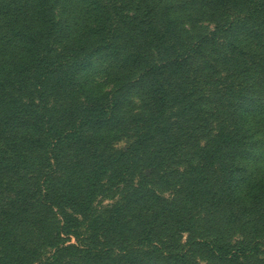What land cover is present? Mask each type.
<instances>
[{
	"label": "rangeland",
	"instance_id": "rangeland-1",
	"mask_svg": "<svg viewBox=\"0 0 264 264\" xmlns=\"http://www.w3.org/2000/svg\"><path fill=\"white\" fill-rule=\"evenodd\" d=\"M31 2L0 0V94L17 95L29 86L30 67L15 35L22 32L11 30L7 19L23 11L25 28ZM47 8L55 55L85 56L71 88L57 79L46 82L59 113L53 118L65 128L71 101L79 109L110 105L111 124L82 134L91 150L122 159L126 171L100 177L104 192L88 211L33 205L15 242L9 239L15 251L0 248V264H82L93 253L107 264H264V184L253 179V165L264 162V138H256L264 125L248 126L264 116V0H49ZM175 57L187 65L156 78L169 94L166 115L150 127L133 124V118L153 115L139 66ZM221 134L234 142L243 137L246 146L231 148L224 168L218 163L195 175L200 150ZM61 141L52 161H37L35 152L20 155L14 168L0 167V212L13 190L26 189L36 199L39 171L50 173L64 198H82L81 181L67 185L74 180L69 167L79 160ZM246 157L252 158L248 172ZM223 170L232 173L230 197L219 207L213 195ZM245 186L257 189L248 204L237 195ZM6 227L0 218V230ZM52 238L67 249L48 247Z\"/></svg>",
	"mask_w": 264,
	"mask_h": 264
},
{
	"label": "trees",
	"instance_id": "trees-1",
	"mask_svg": "<svg viewBox=\"0 0 264 264\" xmlns=\"http://www.w3.org/2000/svg\"><path fill=\"white\" fill-rule=\"evenodd\" d=\"M29 6L31 7L30 11H26L29 24L25 28H23L21 22L22 15L25 12L21 11V13L17 14L19 15L18 17L15 16L14 18L7 19V24L11 30L20 29V32H22L15 35L21 43L22 56L24 62L29 64L31 74L29 86H27L26 90L24 86H21L20 92L17 95L0 94V167L14 168L20 155L29 158L35 152L41 155L36 159L37 161L40 159L52 161L56 159L54 152L59 149L61 140H66L70 143L67 147L68 150L74 153L79 160V166L69 167L70 175L73 176L72 179L74 180L68 179L67 185L81 181L83 188L81 189L82 198L80 200L64 198L59 189L52 185L50 173L39 171L35 185V189L39 195L36 199L31 198L26 189L22 191L13 190L12 196L6 200L8 208L3 212L4 206L0 212V218L6 221L7 226L5 229L0 230V237L2 234L4 237L0 248L13 252L15 251V246L9 242V239H13L15 242L13 234L16 235L17 231L27 222L26 219L33 205L37 208L52 202L53 204H50L52 206H64L78 209V211H88L89 204L104 192L105 186H103L102 178L100 177L107 174L109 176H121L126 171V167H122L124 163L122 159H114V156L105 154L100 155L95 149L91 150L90 147L92 148V146L88 141L89 138L87 135L82 134L84 130L91 128L93 125L102 126L108 123L111 124L114 117L109 115L112 112L110 105H105L104 107L95 103L90 104L88 109H79L76 102L71 101L70 106L64 110L66 118H69V124L65 128H60L57 120L53 118L59 113L47 98L46 82L57 79V84H65L66 82L68 85L72 84V81L78 77L79 67L85 56L69 54L70 56H67V58L63 60L59 59L60 56L55 55L54 42L50 43L52 29L48 25L54 24V22L47 19V17H51V13L47 8L49 7V0H33ZM11 8L7 4H4L3 9L5 12H12ZM99 24L96 20L95 26L98 27ZM95 36H100V33H96ZM144 63L139 67L141 69V76H145L148 80L147 84L144 85L146 86L147 96L152 102L153 115L149 118H133L132 123L137 126L150 127L157 124L166 115L169 108V94L161 88V85L158 86V81L156 80L157 74L164 69L175 70L177 68L180 70L187 65V62L175 57L170 58V60L162 65L154 64L149 68H146L143 65ZM15 85L18 88L20 86L18 84ZM38 86L40 87L39 91ZM69 87L71 88L72 86L69 85ZM66 91L71 92L69 90ZM58 92L62 94L68 93L61 89H58ZM34 94H39L37 100L33 98ZM23 97H26L29 101L25 102ZM73 99L75 100V98ZM58 110L62 109L59 107ZM18 134L20 135L18 136ZM248 136L245 135L246 138ZM3 143H5V149L1 148ZM245 146L246 142L243 137L234 142L226 135L214 136L206 147L200 150L198 155L199 163L191 171L195 175L200 176L218 163L224 164V168V159L230 149L233 147L244 148ZM247 148L251 150V147ZM257 148L259 151L260 146H257ZM251 159L249 157L244 159L243 162L246 166L243 167L246 168L243 171L248 172V167L250 166L248 162ZM58 168H60V165H58ZM117 168L119 169L117 170ZM237 170L240 169L237 167ZM52 173L55 172L52 171ZM229 176H232V173L224 171V177H220L221 183L214 191L213 199L219 207H224L229 202ZM52 194L55 198L51 196ZM55 199H63L67 204H60L59 200L56 201ZM35 201H38V203ZM34 202L35 204H33ZM46 243L48 247L57 251L67 249L64 248L63 244L58 242V238L48 239ZM98 259L99 255L93 253L82 264H107L103 258Z\"/></svg>",
	"mask_w": 264,
	"mask_h": 264
},
{
	"label": "clouds",
	"instance_id": "clouds-1",
	"mask_svg": "<svg viewBox=\"0 0 264 264\" xmlns=\"http://www.w3.org/2000/svg\"><path fill=\"white\" fill-rule=\"evenodd\" d=\"M259 125H264V116L257 117L256 119H250L249 121V127H257ZM264 138V131L260 132L259 135L256 137ZM259 168L261 171L259 173L255 172V169ZM254 175L253 179L255 181H258L261 184H264V162H261L259 165H253ZM257 191L255 188H250L245 186L243 189H239L237 191V195L241 197L242 201L245 204H248L251 202L253 194Z\"/></svg>",
	"mask_w": 264,
	"mask_h": 264
}]
</instances>
